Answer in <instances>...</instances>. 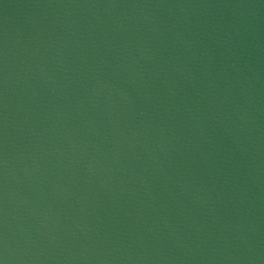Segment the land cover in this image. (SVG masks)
<instances>
[{
  "label": "water",
  "instance_id": "obj_1",
  "mask_svg": "<svg viewBox=\"0 0 264 264\" xmlns=\"http://www.w3.org/2000/svg\"><path fill=\"white\" fill-rule=\"evenodd\" d=\"M0 264H256L130 0H0Z\"/></svg>",
  "mask_w": 264,
  "mask_h": 264
}]
</instances>
